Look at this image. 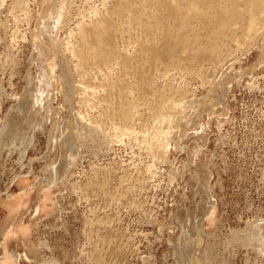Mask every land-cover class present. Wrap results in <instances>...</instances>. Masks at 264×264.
Listing matches in <instances>:
<instances>
[{
  "label": "rangeland",
  "instance_id": "obj_1",
  "mask_svg": "<svg viewBox=\"0 0 264 264\" xmlns=\"http://www.w3.org/2000/svg\"><path fill=\"white\" fill-rule=\"evenodd\" d=\"M85 1L72 0L66 26L59 31V43L63 44H58L59 52L51 54V58L61 69L72 73L73 84L77 86L76 93L70 91L69 95L65 94L68 85L61 92L58 79L51 91L54 95L50 100V111L41 110L39 114H31L28 110L31 106L20 99L23 94L32 92L38 83L36 78L40 68L28 35L36 18L29 22L22 18L15 25L14 18L6 7H0V20L6 22V28L0 26V264H44L43 259L51 258L57 259L56 264H101L104 260L106 264H189L190 258L195 256L203 264H263V253L256 246L252 247L255 243H227L232 229L242 230L256 218H264V63L258 62L262 52L260 46L253 45L246 51H237L233 48L234 42L223 37L224 42L230 43H226V49H233L235 53L233 50L230 53L227 51L228 58L219 69L203 62L201 70L207 74L205 79L208 78L210 82L206 80L208 84L202 85L201 78L195 73H191L194 76L187 75L183 70L188 65H196H190L185 60H179V64L175 52L172 55L173 65L171 62L167 70L162 61H153L150 52L156 46L163 45V42L158 45L163 40L157 32L159 30L151 28L145 33L142 30L145 26L140 27L139 24L138 27L139 22L135 21L123 34H117L116 48L121 51L126 46V51L132 56L136 54V57L140 53V47L145 44L146 48L149 46L153 49L149 51L150 48L143 47L145 52L141 51L143 53L138 55L139 58L133 59L129 70L131 74L124 77L116 60L109 63V70L106 67H101L100 70L96 62L85 66L72 56L69 46L73 47L75 41L68 33L77 30V22L82 18L84 21L90 20L92 13L88 6H95L101 13H107L108 6L116 0ZM150 2H144L148 5L147 9L143 5V11H148L143 12L142 17L153 9ZM110 16L112 19L116 18L115 15ZM198 27L196 26V30ZM201 33L204 35L205 32H198L200 35ZM225 47L226 45L224 53ZM8 51L15 59L13 64L4 60V54ZM231 63L235 68L232 71L235 78L231 72L230 74L235 81L232 80L227 85L226 77L222 76ZM58 67L57 71L60 69ZM82 67L86 68L85 71ZM136 74H144L139 83ZM237 74L240 75L239 78ZM125 78L134 87L128 97L129 100L135 99L134 102L137 103L138 112L130 121L137 129L158 126L153 112L155 103L158 104L163 99L164 111L167 112L184 91L185 94L188 93L186 100L191 97L198 100L204 98L208 102L211 98L212 103L216 104L215 100L219 99L221 103L212 106L210 102L211 106L208 108L211 110V107H215L218 113L209 115L203 108L205 106L196 107L199 109L196 112V108L185 105L183 114L177 115L173 121L172 131L175 133L173 132L170 153L164 161L148 154L144 145L136 140L130 142L122 137V141H119L115 136H112L114 142L106 149L104 146H97L96 141L88 140L73 152L75 144L79 143L74 125L76 122L84 123L79 118L80 114L86 117L84 121L97 117L103 129H99L98 137L113 134L110 128L118 119H110L107 107L116 106L118 97L117 91L115 88L111 89L110 84L115 81L122 83ZM85 83L94 86L96 90H87L91 93L87 95ZM224 83L225 90L222 88ZM110 100L113 105L108 103ZM208 118L211 123L206 129V142L202 144L198 140L203 145L202 151L196 156L195 163H189L191 153L188 149L193 142L191 139L186 141V135L182 134L192 133L190 127L193 122L199 124ZM65 125L69 129H65ZM141 125L144 126L140 127ZM55 134L59 135L57 143L51 138ZM180 137H185V140ZM72 140L75 142L74 148L70 149L69 143ZM70 152L78 158L75 165L71 162ZM186 163L187 168L184 166ZM176 169L180 173L170 182L168 174ZM191 175H197V180L190 179ZM55 179L56 182L62 179L65 183L58 187L42 188L45 181ZM123 194L125 195L122 196ZM208 195L216 202V214L212 223L206 221L204 224ZM7 196L10 197L7 199ZM110 196L116 197L112 199ZM13 199L21 207L11 213L5 202ZM36 206L40 208L39 213L35 212ZM182 228L185 229V235L180 239ZM38 240H45L49 248L30 253V245H35ZM179 244L185 246L181 254ZM14 252L20 253L21 257L13 258ZM202 255H207L206 260Z\"/></svg>",
  "mask_w": 264,
  "mask_h": 264
},
{
  "label": "bare ground",
  "instance_id": "obj_2",
  "mask_svg": "<svg viewBox=\"0 0 264 264\" xmlns=\"http://www.w3.org/2000/svg\"><path fill=\"white\" fill-rule=\"evenodd\" d=\"M148 1H151L150 3H152L153 9H150L151 11L149 10V14L147 13L146 16H143V17H146L144 19L142 17V15H143V12L148 11V10H146L147 9L146 7L148 4L147 5L145 4ZM6 4H7V6H5ZM71 4H72V0H0V7L3 5H4V7H6L7 12L9 14H11L12 17L14 18L15 25H17L22 18L24 20H26L27 22L32 20L34 17L36 18L35 24L32 27H30L28 30V35H29V41L32 44L31 46L35 50L36 62L38 63L37 65L40 68L39 75H37L38 77L36 78V79H38V83L35 82L36 84H35L34 90H32V92L30 91L31 94L26 93L20 97V99L21 98L24 99L25 103L29 104V106H31V109H33V111H32L30 108H28V110L31 114H39L41 110H43V111L46 110L48 112L50 111V109H49L50 108V100L52 99V97L54 95L53 93H51V91L53 89L54 83L58 79L61 83L60 84V88L62 89L61 92H63L65 90L64 87H66L68 85V88H67L65 94L68 93V95H69L70 91H72L71 93H73V94L76 93L77 86H75L73 84L74 82H73V78H72V73L67 71L64 68L61 69L59 64L53 58H51V56L54 55L55 53H57V51L59 52L58 44L61 45V43H62L61 42L62 39H60L61 43H59V37H60L59 31H61L63 26L67 23L68 16H69V14H71L70 13ZM90 5H91V2H90ZM104 5H107V4L105 3ZM143 5L146 8L145 11H143ZM88 7H89V12L92 13V16L90 15L91 16L90 20L84 21L83 20L84 18H82V20L77 22V25H76V26H78V27H76L77 30L75 32H69L68 33V36L70 38L72 37V39L75 41V43L73 42L74 43L73 47L69 46L72 56L74 55V58L76 57L77 61H79L80 64H83L85 66L88 65L90 62H93V63L96 62L97 64H99V68L101 70V67L108 68L110 65L109 63L112 60H116L117 62L116 61L115 62L119 65L120 69L122 70L120 72L121 73L124 72V73H122L125 75L124 77H128L129 74H131V73H129L130 72L129 70H130V66L132 65L133 59L135 60L136 58H139L138 55L140 53H143L141 51L145 52V50L147 48H150L149 51H151V49H153L149 46L146 48V44H145V46L143 45L142 48L140 47V50H139L140 53L138 52L139 54L137 53L138 55L136 57L135 56L136 54L134 56H132L126 51V49H127L126 46L123 47V49H121V51L116 48L117 45L115 44V42H117L116 41L117 40L116 38L118 36L117 34H120V35L123 34L125 31H127L129 29V27L133 23H135V21L139 22L137 24V26L139 24H141L140 27L145 26V28L143 27V29H142L143 32L146 31L145 33H147V31H149L147 29H151V28H154V30L155 29L159 30L157 32H159V34L161 36V40L162 39L163 40L162 41L159 40L161 43L159 42L158 45H161L162 42H163V45L161 47L156 46L152 50V52H150L152 55L153 61L154 60L162 61L163 62L162 65L164 64L163 65L165 67L164 69H166L167 66L169 67V64L171 62L173 65L174 60H172L173 59L172 55L175 52L174 55L176 54L175 55V56H177L176 60L178 58L177 61L179 64L181 63V62H179V60H181V61L185 60V61H189L190 65L191 64H193L194 66L196 65V67H190L188 65L183 70L186 71L185 72L186 74L188 73L187 75H190L191 73H195V75H197L199 78H201V81L203 83L202 85L206 84L207 81H209V80H207L208 78L205 79L206 73L204 74V72L201 70L202 63L206 62L208 64V66L219 69V66L221 64H223L227 55H229L228 53H230V51L233 50L232 49V50L228 51V49H226L228 46L227 44H230V43H227L228 41L234 42L233 45H235V47H233V48L237 51H239V50L246 51V50L250 49L253 45L260 46L262 52L259 56L258 62L264 63V0H116V1H114V3H112V5L110 7L108 6V9H107L108 12L107 13H101L99 9H97V10L95 9L96 8L95 6H94V8L90 7V6H88ZM84 8H86V6ZM103 10H104V7H103ZM82 11L86 12L84 9ZM87 13H88V11H87ZM110 15H113V16L115 15L116 18L114 17L115 19L114 18L112 19ZM82 16H84V15H82ZM88 18H89V16H88ZM79 19H81V18H79ZM79 19H77V20H79ZM5 23L6 22L0 20V26H3L4 28H6ZM196 26L200 27V28L198 27V29H202V31L199 30L200 32H205L204 35H202V33H201V35L198 34L199 31H198V29L196 30ZM139 32H141V31H139ZM151 33H153V32H151ZM149 34H150V32L148 33V35ZM223 37H228L229 40L227 42H224L225 38H223ZM145 41H147V40H145ZM148 41H149V38H148ZM67 43H66V45H70ZM225 45H226V47H225L226 53L228 51L227 54L224 53V46ZM154 46H155V44H154ZM65 47H67V46H65ZM143 47H145L146 49H144ZM228 48L230 49V45ZM9 52L10 51H8L7 53L4 54V60L6 59L5 61H7V63L13 64L15 59H13L14 58L13 55H11ZM135 52H137V51H135ZM234 53H235V51H234ZM141 55H144V54H141ZM33 56H34V54H33ZM142 57H140V59ZM146 58H147V56H146ZM146 58H144V59H146ZM150 58H151V56H150ZM116 63H114V64L116 65ZM80 64H77V66ZM224 64H226V63H224ZM154 65H155V63H154ZM156 65H157V63H156ZM182 66L184 67V65H182ZM228 66H229V64H228ZM57 67H58V69L60 68L59 71L56 70ZM39 68L37 70H39ZM109 68H108V70H109ZM136 68H138V67H136ZM171 68H173V67H171ZM240 68H241V66H240ZM85 69L83 71H85ZM138 69H140V68H138ZM152 69H151V72L153 71ZM221 69H222V67H221ZM234 69L235 68L233 67V64L231 63V65L229 67H227V70H226L227 73L224 71L225 75L222 77H226L225 78L226 82L224 81L226 84L227 83L229 84V82L231 83V81L233 80V77L231 78L230 72L232 73V71ZM108 70H106V71H108ZM240 70H242V68ZM131 71H132V69H131ZM137 72H138V70H137ZM236 72L238 73V71H236ZM236 72H235V74H236ZM165 73H167V71H165ZM224 73H222V75ZM145 74H146V72H145ZM136 75H137V83H139V81H142L141 78H143L144 74L142 76H140V74H136ZM136 75H135V77H136ZM149 75H151V74H149ZM163 75H165V74H163ZM191 75H193V74H191ZM232 75L234 76V73H232ZM238 75L239 74H237V76ZM106 76H108V75H106ZM183 76H184V74H183ZM239 76L237 78H239ZM107 78H110V77H107ZM227 78H228V81H227ZM234 78H235V76H234ZM118 80H119V78H118ZM148 81H150V80H148ZM212 81L214 83V80H212ZM233 81H235V80H233ZM236 81H238V80H236ZM219 83H221V82H219ZM219 83H217V84H219ZM225 83L222 84V88H224V90L226 88ZM251 84H253V83H251ZM110 85L112 86L111 89L115 88V90L117 91V97H118V104L116 106H110V108L107 107L108 108L107 109V111H108L107 115H109L110 119L111 118L113 119L114 117H116L118 119V122H113L112 127L110 128V129H112L113 134H106V135H103L102 137H98V131H99V129H102V128L100 126V122L97 120V117L94 116L96 118L91 117V118H89L88 121H84L85 116L83 117L80 114L79 118L84 123L81 124V123L76 122L77 125L76 124L74 125L75 126L74 128L77 131L76 133H77V139H78L79 143L75 144V150L73 152H76V147H81L83 145V142L84 141L88 142V140L96 141L97 146H104V148L106 149L110 144H112V141H113L112 139L115 136L118 138V140L120 139L119 141H122V139H123L122 137H124V139L127 138L130 142L136 140L139 144L144 145V148H146V150H148V152H149L148 154L151 153L150 155L153 156L154 158H158L161 161L162 160L164 161L168 157L170 150H171V140L173 139V135H174L173 134L174 131H172L173 130V121L176 120V118L178 117L177 115L181 116L183 114V112H184L183 107H185V105H189V108L192 107V109L196 108V107L199 108V106H201V107L205 106L203 108L207 110L209 115L214 114V113H218L217 108H215V107H211V110H208V108L212 104H215V102L212 103L213 100L211 98H209L210 100H208V102H207V100H205L204 98H203V100H198L196 98L191 99L192 97L189 95L191 98L187 96L190 99L187 98L188 100H186L185 96L188 95V93L185 94V91H184V94L180 93V95H178L179 97L177 98V100H175L173 102V104L171 103L172 106L169 107L170 109L167 112L164 111V100L163 99L159 100L158 104H156L154 102L156 105L153 107L154 119H155L156 123H158V126L155 124L156 126H153L152 128H149V127L146 128L144 125H141L140 127H142V126H144V127H142V128L138 127L139 129H137V127H134L133 126L134 124L130 122L138 112L137 103L134 102L135 99L129 100L130 97H128L129 96L128 94H130L129 92H131V91L133 92V90H132L134 88L133 85L129 84L128 81H126V78L124 79V81H122V83H116V81H115L114 84H110ZM249 85L250 84H248V86ZM84 86H85L84 90H85L87 95L89 94L87 92V90H89V89H91V91L96 90L94 88V86H91L89 83H85ZM212 87H213V84H212ZM249 87H251V86H249ZM55 88H56V86H55ZM181 88H183V87H181ZM178 90H179V88H178ZM132 92H131V94H132ZM155 92H153V94ZM163 92H164V90H163ZM190 93H193V92H190ZM215 94L216 93H214V95ZM109 95H108V97H109ZM194 95H192V96H194ZM158 96H161V95L159 94ZM163 97H166V96H163ZM195 97H197V95ZM214 97L212 96V98H214ZM26 98H27V100H26ZM159 98H161V97H159ZM84 99L86 102L88 101L86 96L84 97ZM100 101H102V100H100ZM105 101H107V100H105ZM215 101H216L217 105L219 103H221V101H219V99H216ZM210 102H211V105L209 104ZM108 103H111V105H113L112 101L108 102ZM216 104L214 106H216ZM168 105L170 106V104H168ZM196 110H198V112H199V109L196 108L195 111ZM195 111H194V114H195ZM48 112H46V113H48ZM41 116H43V115H41ZM98 119L100 120V118H98ZM101 121H102V119H101ZM188 121H190V120H188ZM198 122H200V121H198ZM210 123H211L210 118H208L205 121L200 122L199 124L193 122V125L191 124L192 126L190 127L192 129V133L182 134L183 136L186 135L185 136L187 139L186 141H188V139H191V141L193 142V144L190 143L189 149H188L189 152L191 153V158L188 161L189 163H193V162L195 163V158H197L199 156V153L202 151L203 145H201L198 142V140L200 139L202 144L206 142V129H207V127L208 128L210 127ZM101 125H103V123ZM63 127L65 129H69V127L66 125ZM72 128H73V126H72ZM102 131H103V129H102ZM51 138L55 141V143H57L59 135L55 134ZM180 138H183V137H180ZM180 138H179V140H180ZM176 141H178V140H176ZM74 143L75 142L73 140L69 143L70 149L74 148ZM174 145H175V143H174ZM173 147L177 149V147L172 146V148ZM70 154H72L71 162L73 165H75L78 158H77V156H74L72 152H70ZM202 155H203V153H202ZM67 164H70V162H67ZM184 166L187 168V166H188L187 163L184 164ZM201 170L203 171V169H201ZM177 173H180V171L178 169H176V171L174 170L173 172H170L168 174L170 182L173 181V179H175V176L177 175ZM16 177H18V176H16ZM158 177H159V175H158ZM60 178H62V176ZM192 178L197 180V175H191L190 179H192ZM45 182L46 183L42 184L43 189H47L50 186L58 187L59 185L65 183L62 181V179H60L58 181L59 183L56 182V179H55V181L50 180V181H45ZM96 184L97 183H95V185ZM100 184H102V183H100ZM206 186H207V184H206ZM104 187H105V185H104ZM124 195L125 194H123L122 196H124ZM9 197L10 196H7L6 198L8 199ZM110 197L112 198V196H110ZM114 197H116V196H114ZM210 198H212V197L211 196L209 197V195H208L206 198V202H205L206 206H207V211H206L207 216H206V214H204V218H205L204 224L206 221H210L212 223L215 220L214 215L216 213L214 214V211L216 210L215 209L216 208V202H215V200L210 199ZM117 199L119 201L120 197H118ZM117 199H116V201H117ZM16 202H14V199L12 201L5 202V205L7 206L6 208L9 209V212L14 213V211L16 209H18V207L21 205L19 202H17V203ZM36 208H35L36 209L35 212L39 213L40 208H38L37 206H36ZM140 208H141V206H140ZM35 215H36V213H35ZM94 219H95V217H94ZM88 220H89V218H88ZM147 221H149V220L147 219ZM91 222H93V221L91 220ZM87 223H89V222H87ZM97 226L99 227V225H97ZM159 229H161V228H159ZM10 232H12V231H10ZM89 232H92V231H89ZM200 232L201 231L199 230V233ZM16 233H17V231H16ZM180 234H181L180 239H183V237L185 235V229L184 228H182L180 230ZM97 235H99V233ZM108 239H109V237H108ZM100 240H102V239H100ZM228 241L229 242H227V243L238 242V243H245L247 245H252L253 243H255V245L254 246L252 245V247L256 246L257 250L260 253H263V255H264V218H256L255 220L247 223L246 227L242 230L232 229L230 231ZM43 248H49L48 243L45 240H38V242L35 245L34 244L30 245L29 251H30V253H34V252H37L38 250L43 249ZM183 249H185L184 244H179V250H180L179 253L180 254L182 253ZM96 253L98 254V252H96ZM22 255L28 258V256L25 253H23ZM12 256H13V258L19 259L21 257V254L14 252V253H12ZM206 256L207 255H202L204 260H206ZM194 258H195V260H194ZM194 258L193 257L190 258L191 260H190L189 264H203L200 262L201 259L198 256H195ZM102 259H101V261H102ZM43 262H44V264H56L58 261L56 258H51L50 260L43 259ZM104 262H105V260H104ZM104 262H101V264H106Z\"/></svg>",
  "mask_w": 264,
  "mask_h": 264
}]
</instances>
